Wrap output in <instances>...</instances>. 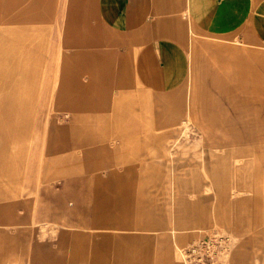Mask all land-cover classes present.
<instances>
[{
	"label": "crops",
	"instance_id": "crops-1",
	"mask_svg": "<svg viewBox=\"0 0 264 264\" xmlns=\"http://www.w3.org/2000/svg\"><path fill=\"white\" fill-rule=\"evenodd\" d=\"M0 27L49 35L53 57H62L49 65L61 73L49 85L57 87L59 113L49 150L68 154L67 167L137 171L152 184L156 160L175 152L181 218L198 215L197 184L208 176L220 206L237 211L234 219L220 214L219 224L228 231L264 224V0H0ZM193 108L213 144L183 143L182 121ZM236 166L248 170L236 174ZM187 184L196 185L194 197L183 196ZM54 200L44 198L50 224L43 225L58 240L45 259L40 245L31 264L81 263L89 242L101 263L102 233L112 229L81 222L88 214L81 203L62 224ZM9 253L0 252V264L12 260Z\"/></svg>",
	"mask_w": 264,
	"mask_h": 264
},
{
	"label": "rangeland",
	"instance_id": "rangeland-1",
	"mask_svg": "<svg viewBox=\"0 0 264 264\" xmlns=\"http://www.w3.org/2000/svg\"><path fill=\"white\" fill-rule=\"evenodd\" d=\"M4 28L0 27V252H11L7 264H31L40 245V258L50 256V243L58 240L60 233L45 227L50 224L44 215L48 194L58 205L60 223H66L67 215L81 203L80 209L83 204L88 213L78 217L81 222L112 229L102 233L108 240L106 256L97 258L101 263H94L89 242L85 258L76 264H264V224L254 226L257 229L253 231L226 230L227 225L219 224L220 214L228 211L234 219L237 211L220 206L224 201L217 198L208 176L197 184V190L196 185L187 184L188 192L183 193L194 197L188 194L196 190L197 197H202L197 200L201 205L198 215L180 217L175 152H171L170 161L156 160L152 184L137 171L130 175L116 169L99 172L67 167L72 163L67 161L68 154L49 150L51 123L57 122L59 114L53 102L57 87L52 90L49 85L53 78L56 86L55 76L61 74L51 72L49 65L62 63V57H53L56 46L49 35L39 37ZM181 126L183 143L215 142L205 135L206 123L198 120L195 108ZM91 140L97 137L91 136ZM77 154H72L74 159ZM236 167V174L246 169ZM232 191L235 200L242 197L235 194V186ZM83 193L87 196L84 201L73 199ZM189 202L182 201L183 205ZM233 202L232 198L227 203ZM148 212L152 214H145ZM192 219L200 223L189 224ZM65 258L67 253L61 250L59 259Z\"/></svg>",
	"mask_w": 264,
	"mask_h": 264
}]
</instances>
